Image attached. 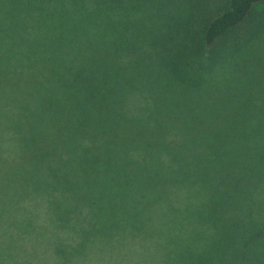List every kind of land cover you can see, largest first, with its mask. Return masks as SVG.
I'll return each instance as SVG.
<instances>
[{
	"label": "trees",
	"instance_id": "16d2710c",
	"mask_svg": "<svg viewBox=\"0 0 264 264\" xmlns=\"http://www.w3.org/2000/svg\"><path fill=\"white\" fill-rule=\"evenodd\" d=\"M25 2L40 15L38 44L46 54L53 52V25L58 39L70 25V57L61 66L43 65L48 77L36 82L47 90L37 98V126L30 127L27 118L21 122L20 115L10 127L17 143L9 155L0 151V200L12 184L11 199L23 195L54 203L56 228L65 230L67 220L79 240L70 245L67 261L96 244L104 251L121 241L129 247L131 239L148 240L156 230L152 210L163 207L181 215L189 229L170 238L160 264H264V86L247 77L236 84L239 100L214 110L203 94L194 98L199 80L180 76L187 60L176 61L183 58L179 40L142 53L135 44L142 39L136 30L141 24L132 15L146 7L156 13L168 8L174 14L167 30L199 23L205 44L215 46L240 30L264 0H224L223 8L222 0ZM19 4L0 0V36L13 41L10 49L21 41L22 20L14 15L25 3ZM213 11L218 13L208 17ZM257 29L264 32V19ZM208 61L214 68L218 60ZM256 63L255 72H262L264 65ZM240 67L245 69V60ZM145 70L161 77L134 76ZM2 74L0 85L13 81ZM175 85L181 92L173 96ZM131 92L147 100L134 116L127 105ZM191 94L193 99L182 98ZM184 186L199 190L193 195L197 202L178 208L174 193ZM19 211L11 214L16 220ZM1 236L11 256L29 239L12 224ZM40 255L38 262L29 257L21 264H43ZM145 258L149 264L152 252Z\"/></svg>",
	"mask_w": 264,
	"mask_h": 264
},
{
	"label": "rangeland",
	"instance_id": "374dc122",
	"mask_svg": "<svg viewBox=\"0 0 264 264\" xmlns=\"http://www.w3.org/2000/svg\"><path fill=\"white\" fill-rule=\"evenodd\" d=\"M18 1L20 7L25 3L22 13L14 15L17 19L22 20L21 41L20 43L15 42L18 47H15L14 44L13 49H10L9 47L13 41H9V45L0 36V71L3 73L2 79L13 80L0 85V151L3 155H9L16 147L17 139L10 127L19 120L20 115L21 122L27 118L31 123L30 127L37 126L36 121L42 113L37 104V98L39 94L47 90L46 87L41 89L36 82V80H40V77H48L43 70V65L48 67V64L53 62V67L54 64L61 66L70 57L68 42L70 25L65 26L67 33L64 38L60 39H58L59 32L53 25V37H51L53 39V52L49 51L46 54V50H42L38 44L40 35L37 18L40 15L34 9H30L29 2H25L31 1L34 4L36 0ZM225 3L222 0L221 8L226 6ZM215 4L218 5V2H215L213 7ZM213 12L207 16H214L218 13ZM154 14L159 15V17L156 18ZM170 14L174 13L168 8L156 13L151 7H146L138 13L132 14L133 18L141 24L136 30H139L142 39L140 38L141 41L138 43L137 38H135V44L140 47L142 53L151 54L157 47L163 46L164 48L166 44L171 42V39L179 40L177 46L179 50H183V58L176 59V61L187 60V66L182 67V70L184 68L186 73L182 71L183 73H180V76L187 77L189 75L199 80L194 86V98H197L199 94H203L208 100V106H212L214 110H225L239 100L235 94L238 91L236 84L241 80L252 77L256 85L264 86V69L260 72L261 70L258 68L259 72H255L257 71L256 60L264 65V32L261 33L259 29L255 31L257 24L264 19L263 6L256 8L240 30L220 40L215 46L205 44L202 37L203 26L199 23H196L190 30H183V27L176 28L175 26L172 31L167 30L169 29L168 25L171 24L170 19L173 17ZM66 21L68 22V16H66ZM152 32L161 36L151 39L150 34ZM47 35L50 36V31H47ZM241 41L245 42V45ZM57 47L60 48L59 54L56 52ZM208 60L218 61L213 68L209 65L212 62ZM244 60L245 69L243 70L240 66ZM149 71L145 70V73L134 76L147 79L161 75L156 71L148 74ZM169 75L173 76L171 72ZM55 84L56 77L53 76V88ZM180 86L175 85L176 92H173V96H176L175 93L180 94ZM137 89L141 91L140 88ZM130 94L127 98V105L130 113L134 116L135 113L146 106L145 102L147 100L141 98L135 92ZM190 97H192V94L190 96L182 95L185 100L193 99ZM44 119H48L47 115ZM27 128L29 127L27 126ZM166 136L168 137L167 140L171 139V135ZM11 190H5L0 200V264L28 263L27 259L29 257L37 260L38 254H41V259L45 264H147L148 261L145 257L151 252L152 258L149 264H160L165 253L164 250L166 248L168 250L173 243L170 238L174 237L176 233L189 229L187 222L184 221L181 215L167 211L163 207L153 209L152 212L156 217H152L150 223H155L153 228L156 230H152L148 240L131 239L129 247L133 248L132 250L124 244L125 241L124 243L122 241L115 243L114 248L108 247L104 251L96 248L98 246L96 244L94 247H88V250L84 251L86 254L75 255L67 261V257L72 250L70 245L77 244L79 240L73 231L68 230L70 224L67 220L64 222L65 230L56 228L55 204L53 203L52 207L47 201L23 195L11 199L10 197L16 193L12 184ZM198 191L186 186L177 189L174 193V202H176L178 208H184L189 203L195 204L197 199L193 195ZM19 209L20 217L16 220L11 214H17ZM8 224H12V228L16 233H25L29 237L27 241L25 239L24 248H21L22 251L19 250L14 256H11L7 251L8 246L1 236L5 225ZM183 237L187 238V235H183ZM107 246L109 244L105 245V247ZM28 251L29 255L26 254V256L24 252ZM58 253L63 255H58ZM137 253H139L138 256ZM3 259H5L4 263L2 262ZM35 261H32V263Z\"/></svg>",
	"mask_w": 264,
	"mask_h": 264
}]
</instances>
